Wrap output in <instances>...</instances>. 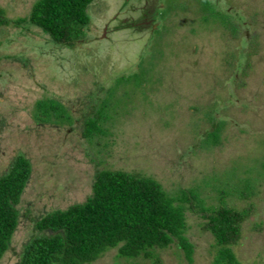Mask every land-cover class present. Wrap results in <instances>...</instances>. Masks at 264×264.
Wrapping results in <instances>:
<instances>
[{
    "label": "rangeland",
    "instance_id": "1",
    "mask_svg": "<svg viewBox=\"0 0 264 264\" xmlns=\"http://www.w3.org/2000/svg\"><path fill=\"white\" fill-rule=\"evenodd\" d=\"M35 1L0 0V15L16 21ZM88 14L76 48H61L37 27L36 36L10 41L5 28L13 33V24H3L0 175L19 152L33 170L0 264L17 263L35 219L86 199L101 158L100 167L139 171L170 195L193 188L211 205L226 190L237 208L254 204L232 247L240 264H264V0H94ZM91 92L105 98L98 125L107 147L88 150L83 128L34 117L36 101L55 95L74 103L80 119ZM186 219L192 261L173 242L158 250L162 264H214L205 219L190 210ZM117 253L110 248L92 264H137Z\"/></svg>",
    "mask_w": 264,
    "mask_h": 264
},
{
    "label": "trees",
    "instance_id": "2",
    "mask_svg": "<svg viewBox=\"0 0 264 264\" xmlns=\"http://www.w3.org/2000/svg\"><path fill=\"white\" fill-rule=\"evenodd\" d=\"M92 1L36 0L30 12L16 21L0 15V34L3 24H13V33L5 28L10 41L14 35L36 36L38 32L32 27H37L61 48H76L85 42L90 29L88 8ZM24 27L27 31L22 30ZM102 92L97 94L101 96ZM45 97L34 105L37 121L81 127L82 141L86 139L88 150L107 147L102 137L108 133L98 125V108L105 102L103 96L88 93L84 98L86 111L80 119L74 103L63 102L55 95ZM102 161L101 158L96 164L92 191L83 202L50 210L35 219L37 232L23 244L16 264H92L114 247L118 250L117 257H126L137 264L143 257L150 264H162L158 250L173 242L192 261L195 245L187 235V210L200 214L205 219L201 229L214 236V264H240L232 246L241 238L243 223L254 212V204L237 208L228 203L226 190L211 205L193 188L181 187L178 193L170 195L157 179L139 171L100 167ZM32 170L31 159L19 152L8 170L0 175V260L10 248L18 227L21 212L17 205ZM242 195L248 196L246 192Z\"/></svg>",
    "mask_w": 264,
    "mask_h": 264
},
{
    "label": "flooded vegetation",
    "instance_id": "3",
    "mask_svg": "<svg viewBox=\"0 0 264 264\" xmlns=\"http://www.w3.org/2000/svg\"><path fill=\"white\" fill-rule=\"evenodd\" d=\"M138 22V21H137ZM134 23H136V22H134ZM109 28V27H108Z\"/></svg>",
    "mask_w": 264,
    "mask_h": 264
}]
</instances>
